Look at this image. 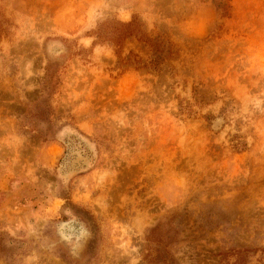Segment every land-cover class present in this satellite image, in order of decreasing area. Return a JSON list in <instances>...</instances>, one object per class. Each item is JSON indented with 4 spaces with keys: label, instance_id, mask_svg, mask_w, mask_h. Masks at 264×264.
Here are the masks:
<instances>
[{
    "label": "rangeland",
    "instance_id": "obj_1",
    "mask_svg": "<svg viewBox=\"0 0 264 264\" xmlns=\"http://www.w3.org/2000/svg\"><path fill=\"white\" fill-rule=\"evenodd\" d=\"M0 264H264V0H0Z\"/></svg>",
    "mask_w": 264,
    "mask_h": 264
}]
</instances>
